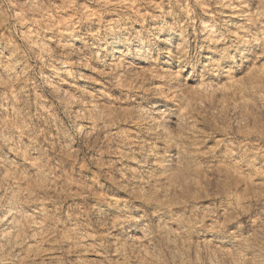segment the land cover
Here are the masks:
<instances>
[{
    "label": "rangeland",
    "instance_id": "1",
    "mask_svg": "<svg viewBox=\"0 0 264 264\" xmlns=\"http://www.w3.org/2000/svg\"><path fill=\"white\" fill-rule=\"evenodd\" d=\"M0 264H264V0H0Z\"/></svg>",
    "mask_w": 264,
    "mask_h": 264
},
{
    "label": "bare ground",
    "instance_id": "2",
    "mask_svg": "<svg viewBox=\"0 0 264 264\" xmlns=\"http://www.w3.org/2000/svg\"><path fill=\"white\" fill-rule=\"evenodd\" d=\"M115 49V48H114ZM83 74V73H82ZM8 209V208H7ZM10 212V211H9ZM15 212H17V211H15ZM12 215V214H11ZM12 221V220H11Z\"/></svg>",
    "mask_w": 264,
    "mask_h": 264
}]
</instances>
